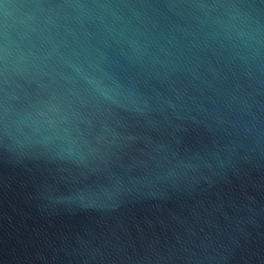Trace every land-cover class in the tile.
I'll use <instances>...</instances> for the list:
<instances>
[{
    "label": "water",
    "instance_id": "95a60500",
    "mask_svg": "<svg viewBox=\"0 0 264 264\" xmlns=\"http://www.w3.org/2000/svg\"><path fill=\"white\" fill-rule=\"evenodd\" d=\"M0 264H264V0H2Z\"/></svg>",
    "mask_w": 264,
    "mask_h": 264
},
{
    "label": "clouds",
    "instance_id": "9594fccd",
    "mask_svg": "<svg viewBox=\"0 0 264 264\" xmlns=\"http://www.w3.org/2000/svg\"><path fill=\"white\" fill-rule=\"evenodd\" d=\"M0 3H2V0H0ZM3 7H4V9H5V13H6V15H7V14H8V9H9V5L4 4Z\"/></svg>",
    "mask_w": 264,
    "mask_h": 264
}]
</instances>
